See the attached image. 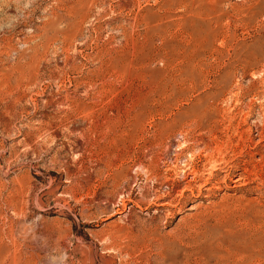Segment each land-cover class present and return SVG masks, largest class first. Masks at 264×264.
I'll use <instances>...</instances> for the list:
<instances>
[{
  "label": "rangeland",
  "instance_id": "rangeland-1",
  "mask_svg": "<svg viewBox=\"0 0 264 264\" xmlns=\"http://www.w3.org/2000/svg\"><path fill=\"white\" fill-rule=\"evenodd\" d=\"M0 264H264V0H0Z\"/></svg>",
  "mask_w": 264,
  "mask_h": 264
},
{
  "label": "bare ground",
  "instance_id": "bare-ground-1",
  "mask_svg": "<svg viewBox=\"0 0 264 264\" xmlns=\"http://www.w3.org/2000/svg\"><path fill=\"white\" fill-rule=\"evenodd\" d=\"M101 51H102V50H101ZM103 51H104V50H103ZM99 52H100V51H99ZM106 52H107V51H106ZM108 53H109V51H108ZM110 53H112V52H110ZM117 53H118V52H117ZM97 54H99V53H97ZM130 54H131V55H134L133 52H131ZM104 55H105V54H104ZM108 55H109V54H108ZM131 55H130V57H132ZM94 56H95V55H94ZM102 56H103V53H102ZM109 56H110L109 59H110L111 62H112V55H109ZM92 58H93V57H92ZM106 58H107V57H106ZM89 59H90V58H89ZM89 59H88V60H89ZM103 59H104V58H103ZM117 59H119L118 56H117V55L114 56V60H117ZM76 60H77V59H76ZM104 60H106V59H104ZM91 61H92V60H91ZM91 61H90V63H91ZM97 61H98V59H97ZM106 61H107V60H106ZM106 61H105V62H106ZM103 62H104V61H103ZM103 62H100V64L103 65ZM112 63H113V62H112ZM98 64H99V63H98ZM83 65H84V64H83ZM83 65H82V67H83ZM107 65H108V64H107ZM104 67H105V66H104ZM83 68H84V67H83ZM94 69H95V68H94ZM96 69H97V67H96ZM96 69H95V70H96ZM95 70H94V71H95ZM105 70H106V69H105ZM110 70H111V69H110ZM82 71H83V70H82ZM97 71H98V70H97ZM84 72H86V71H84ZM89 72H91V71H89ZM89 72H88V73H89ZM92 73H93V72H92ZM83 75H85V74H83ZM107 75H108V74H107ZM110 75H111V74H110ZM112 75H113V74H112ZM78 76H79V75H78ZM85 76H86V75H85ZM95 76H96V75H95ZM111 77H112V76H111ZM111 77H110V78H111ZM90 79H91V78H90ZM92 79H94V78H92ZM105 79H106V78H105ZM107 79H108V78H107ZM86 80H87V79H86ZM108 81H110V80H108ZM80 82H81V81H80ZM87 82H88V80H87ZM90 82H91V81H90ZM92 82H93V80H92ZM96 82H97V81H96ZM98 82H99V81H98ZM102 82H103V81H102ZM102 82H101V83H102ZM113 82H114V81H113ZM82 83H83V82H82ZM88 83H89V82H88ZM99 83H100V82H99ZM83 84H84V83H83ZM92 84H93V83H92ZM107 84H108V83H107ZM100 85H101V84H100ZM109 85H110V84H109ZM113 85H114V84H113ZM83 86H84V85H83ZM89 86H90V85H89ZM92 86H94V84H93ZM92 86H91V87H92ZM96 86H97V85H96ZM107 86H108V85H107ZM110 86H111V85H110ZM78 87H79V86H78ZM99 87H100V86H99ZM88 88H89V87H88ZM93 88H94V87H93ZM112 88H113V87H112ZM112 88H111V89H112ZM97 89H98V88H97ZM97 89H96V91H97ZM101 89H102V88H101ZM94 90H95V89H94ZM98 90H99V89H98ZM105 90H106V89H105ZM151 92H152V91H151V87H150V85H148L147 89H146L145 92H144V100H145L146 98H148L147 100H151ZM95 93H96V92H95ZM98 93H99V92H98ZM116 93H117V92H116ZM133 93H134V92H133ZM114 94H115V93H114ZM135 94H136V93H135ZM76 96H77V95H76ZM76 96H75V97H76ZM65 97H66V95H65ZM65 97H64V98H65ZM72 97H73V96H72ZM96 97H97V96H96ZM135 97H136V96H135ZM135 97H134V98H135ZM68 98H69V97H68ZM77 98H78V97H77ZM134 98H133V100H134ZM71 99H72V98H71ZM65 100H67V98H65ZM77 100H79V99H77ZM137 100H138V98H137ZM63 102H64V101H63ZM74 102H75V100H74ZM133 102H134V101H133ZM135 103H136V102H135ZM135 103H134V105H133V106H134V107H133L134 111H136L135 108H136V106H138V105H135ZM66 104H67V101H66ZM75 104H76V103H75ZM88 104H89V103H88ZM128 105H129V104H128ZM145 105H146V108H147V111H148L147 113L149 114L150 106L153 105V103L150 104V102H146ZM69 108H70V107H69ZM69 108H68V109H69ZM73 108H74V107H73ZM137 108H138V107H137ZM63 110H64V109H63ZM69 111H70V110H69ZM74 111L76 112L77 110H74ZM204 112H205V111H204ZM73 113H74V112H73ZM71 114H72V112H71ZM149 115H150V114H149ZM198 115H199V114H198ZM148 117H150V116H148ZM195 117L200 119V117H198V116H195ZM195 117H194V118H195ZM134 120H135V119H134ZM192 120H193V119H192ZM200 120H201V119H200ZM200 120H197V121L200 123ZM197 121H196V122H197Z\"/></svg>",
  "mask_w": 264,
  "mask_h": 264
}]
</instances>
